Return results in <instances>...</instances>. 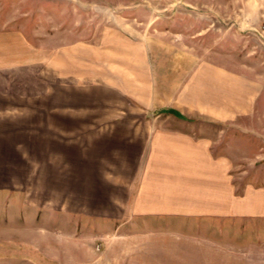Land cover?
Listing matches in <instances>:
<instances>
[{
    "label": "rangeland",
    "instance_id": "obj_1",
    "mask_svg": "<svg viewBox=\"0 0 264 264\" xmlns=\"http://www.w3.org/2000/svg\"><path fill=\"white\" fill-rule=\"evenodd\" d=\"M123 116L264 185V0H0V264H264V220L97 202Z\"/></svg>",
    "mask_w": 264,
    "mask_h": 264
},
{
    "label": "crops",
    "instance_id": "obj_2",
    "mask_svg": "<svg viewBox=\"0 0 264 264\" xmlns=\"http://www.w3.org/2000/svg\"><path fill=\"white\" fill-rule=\"evenodd\" d=\"M120 119L116 122L125 125L112 126L117 131L111 140L102 141L104 155H112L118 163L105 169L103 184H98L94 194L97 202L127 203L123 208L130 211L132 224L142 229L163 220H264V185L248 180L239 185L233 164L214 155L207 144L190 141L186 146L185 134L178 131L170 138L149 139L148 131L138 132L141 128L135 123L142 121L137 117ZM122 132L128 139H121Z\"/></svg>",
    "mask_w": 264,
    "mask_h": 264
}]
</instances>
